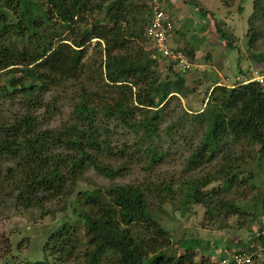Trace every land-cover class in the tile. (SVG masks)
<instances>
[{
    "label": "trees",
    "instance_id": "trees-1",
    "mask_svg": "<svg viewBox=\"0 0 264 264\" xmlns=\"http://www.w3.org/2000/svg\"><path fill=\"white\" fill-rule=\"evenodd\" d=\"M150 1L0 0V76H7L0 81V95L27 96L79 81L88 67L85 59L93 39L100 84L111 90L97 100L81 84L70 118L56 129L39 126L28 113L0 123V156L17 160L16 167L6 168L0 183L8 184L6 193L14 195L17 205L40 207L54 197L66 199L75 193L61 207L66 210L69 204L70 214L47 234L43 257L27 264H215L208 257L196 260L192 247L176 252L171 234L149 212L151 191L143 185L112 182L103 189H77L88 169L113 180L123 177L133 162L124 146L115 149L112 130L103 119L143 140L139 151L150 167L160 164L168 152L155 139L170 129L181 130L177 119L161 127L165 107L182 92L185 78L173 61L144 48ZM182 1L203 16L212 15L199 0ZM247 22L248 50L257 49L264 0H252ZM214 24L218 37L232 46L230 36ZM189 30L194 27L178 31ZM197 48L188 40L174 51L193 63ZM251 55L264 63V51ZM161 59L169 61L163 76ZM27 105L39 106L38 98H31ZM138 111L143 112L137 117ZM191 121L198 126V134L196 144L188 149L185 174L158 179L156 198L170 202L182 216L199 205L208 220L248 219V223L238 221V226L251 228L248 238L240 241L239 252L254 249L258 241L264 244V191L260 199H253L252 211L230 198L239 187L256 188V174H264V83L249 79L230 87L213 86ZM229 256L222 253L217 261Z\"/></svg>",
    "mask_w": 264,
    "mask_h": 264
},
{
    "label": "rangeland",
    "instance_id": "rangeland-1",
    "mask_svg": "<svg viewBox=\"0 0 264 264\" xmlns=\"http://www.w3.org/2000/svg\"><path fill=\"white\" fill-rule=\"evenodd\" d=\"M160 1L166 6L168 12L171 11L168 6L169 0ZM178 2L180 4L183 1L178 0ZM199 2V5L212 11V15L206 13L203 16L195 7L183 2L184 6L180 4L178 7L177 21H174L177 33L182 28L193 29L194 27L193 31L181 33L183 37L177 34L176 39L178 38L179 42L183 39L184 43L188 40H191L192 44L197 43L198 56L193 66L183 73L185 86L178 97L171 99L169 105L165 107L167 115L161 124V127H166L177 119L181 130L170 129L169 133L162 132L160 137L155 139L159 148L168 151L167 156L160 164L148 166L142 151H139L143 140L141 143L140 138L131 130L122 125H118L115 129L116 126L114 127L110 119H103L102 123L108 124L112 130L111 139L115 149L124 146L129 160L133 162L128 164V171L123 177L113 180L88 169L85 172V179L79 181L77 189L95 187L103 189L112 182L143 185L151 191L148 193L149 212L171 234L172 239L177 243L176 252L192 247L196 251V260L208 257L215 264H226L224 261L217 260L222 253L230 255L241 249L242 246L239 243L248 238L251 228L247 224L238 226V221L245 220L248 223V219L231 216L208 220L203 216L204 209L199 205H194L190 212L182 216L173 210L170 202L161 203L154 192V184L160 181L158 179H178L180 175L185 174L188 149L196 144L198 134V126L192 125L191 114L204 107L212 87L219 84L230 87L239 81L247 82L246 80H254L257 77L264 78V63L255 61L251 55L264 51V23L261 25V37L257 49L248 50L247 45V19L252 12V0H199ZM239 6L242 7L241 11L238 10ZM215 22L230 36L231 41L230 39L229 41L232 46L227 45V39L218 37ZM176 32L171 33L170 40ZM192 33L194 35L191 38ZM94 45L95 39L92 40L87 51L85 60L88 67L79 81H72L66 86L52 87L46 92H34L27 96L20 93L11 96L0 95V123L19 120L28 113L36 118L39 126L56 129L70 118L73 98L81 84L89 91H93L97 100V96L106 97L111 90L100 84L96 67L99 57L92 48ZM144 48L149 54L153 53L149 44H144ZM168 63L169 61L165 59L160 60L159 70L162 76L168 72ZM5 77L7 76L1 75L0 81H4ZM33 97L38 98L39 106L28 107L27 102ZM141 112L143 111H138L137 117ZM16 162V159L0 156V180L6 168L16 167ZM255 177L253 181L256 188L250 190L245 185L232 190L230 196L236 199L240 207L250 211L253 210V199L255 197L260 199L264 191V174H256ZM8 190V184L1 181L0 264L33 263L44 255L42 246L47 234L63 221L66 214H70L69 204L66 210H62L61 207L67 199H73L75 193L66 199L54 197L40 207L23 208L17 205L14 195L6 193ZM132 230L135 233L139 232L136 226H133ZM61 264H71V261Z\"/></svg>",
    "mask_w": 264,
    "mask_h": 264
},
{
    "label": "built area",
    "instance_id": "built-area-1",
    "mask_svg": "<svg viewBox=\"0 0 264 264\" xmlns=\"http://www.w3.org/2000/svg\"><path fill=\"white\" fill-rule=\"evenodd\" d=\"M150 6V18L145 30L147 44H149L151 50H157L163 57L173 61L178 70L186 72L191 67L187 57L179 51L175 52L174 47L169 44L171 33L175 28L171 15L163 8L159 0H151ZM254 80L264 83L263 77H257ZM224 262L226 264L228 262L234 264H264V244L259 242L250 251H234Z\"/></svg>",
    "mask_w": 264,
    "mask_h": 264
},
{
    "label": "crops",
    "instance_id": "crops-1",
    "mask_svg": "<svg viewBox=\"0 0 264 264\" xmlns=\"http://www.w3.org/2000/svg\"><path fill=\"white\" fill-rule=\"evenodd\" d=\"M183 3V2H182ZM182 3H180L182 6H184ZM180 4H179V2H178V0H169V3H168V6H170V8H171V11L169 10V14L171 15V17H172V19H173V22L174 21H177L176 20V18L178 17V7L180 6ZM187 4V3H186ZM164 6V5H163ZM166 7V6H165ZM168 11V10H167ZM177 14V15H176ZM174 26H175V28H176V25H175V22H174ZM174 31L176 32L177 31V29L175 30L174 29ZM173 31V32H174ZM173 34V33H172ZM179 34H181L180 32L179 33H177L176 32V35H174L173 37H172V40H169V44H170V46H172V47H179V46H182V45H184L185 43V41L182 39L180 42H179V39L177 38L176 39V37L178 36ZM182 35V34H181ZM171 37V36H170ZM182 37H183V35H182ZM183 42V43H182ZM180 43H182V45L180 44ZM197 52H198V48H197V50H196V57L198 56L197 55ZM188 59V58H187ZM189 62H190V60H188ZM194 63V62H193ZM193 63H191L190 62V64H191V67L193 66ZM190 67V68H191ZM174 68H176L175 66H174Z\"/></svg>",
    "mask_w": 264,
    "mask_h": 264
}]
</instances>
